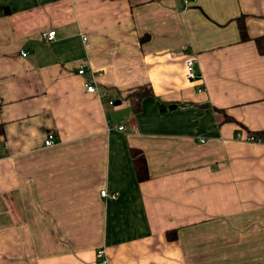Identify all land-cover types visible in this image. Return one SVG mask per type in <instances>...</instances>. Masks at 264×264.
Returning <instances> with one entry per match:
<instances>
[{"label":"crops","instance_id":"obj_1","mask_svg":"<svg viewBox=\"0 0 264 264\" xmlns=\"http://www.w3.org/2000/svg\"><path fill=\"white\" fill-rule=\"evenodd\" d=\"M259 36L264 0H0V264H264Z\"/></svg>","mask_w":264,"mask_h":264},{"label":"built area","instance_id":"obj_2","mask_svg":"<svg viewBox=\"0 0 264 264\" xmlns=\"http://www.w3.org/2000/svg\"><path fill=\"white\" fill-rule=\"evenodd\" d=\"M183 2L185 3L186 5V2L187 0H183ZM43 36L48 39V40H51L55 37V29H51V30H48L46 32H43ZM25 54V52L23 53ZM197 59V56L196 54H192V55H189L185 58L184 60V65H185V70H186V75L189 77V78H196L197 75L195 74L194 70H193V64L194 62L196 61ZM86 70V67L84 66V64H81L78 69H77V72L80 73V74H83ZM86 90L87 91H90V92H94L96 91V85L94 82L92 81H88L86 82ZM110 103H114V98H110ZM114 126L118 127L119 129H122L123 128V125H115ZM248 139H251V140H255V141H263L264 140V137H261L259 135H249L247 137ZM54 134L52 132L48 133L47 137L45 138V141L44 143L46 145H51L54 143ZM101 194L104 195V196H107V195H110L112 197H116L115 194H110L106 188H103L101 190ZM98 257L101 258V261H100V264H108V259L106 258V256H104V249L100 248L98 249Z\"/></svg>","mask_w":264,"mask_h":264},{"label":"trees","instance_id":"obj_3","mask_svg":"<svg viewBox=\"0 0 264 264\" xmlns=\"http://www.w3.org/2000/svg\"><path fill=\"white\" fill-rule=\"evenodd\" d=\"M238 22H239V29H240L241 38L242 39L248 38L249 36L247 34L246 26H245V23L243 21V18L239 17ZM256 41L258 43L259 50L262 53H264V37L259 36L256 38ZM136 94H137L136 99L133 98L132 94L129 95L130 97H132V102H134V109L135 110H137L139 108V100H140V97L143 95V94L141 95V93H137V92H136ZM0 132H2L1 128H0ZM256 135L264 137V130L258 131L256 133ZM131 152H132L133 162H134V166H135L138 178L139 179H145L146 177H148V169H147V163H146L145 156H144L143 152L137 148H132ZM175 236H176L175 231L168 232L169 238H174Z\"/></svg>","mask_w":264,"mask_h":264},{"label":"water","instance_id":"obj_4","mask_svg":"<svg viewBox=\"0 0 264 264\" xmlns=\"http://www.w3.org/2000/svg\"><path fill=\"white\" fill-rule=\"evenodd\" d=\"M170 107H171V108L175 107V104L171 105Z\"/></svg>","mask_w":264,"mask_h":264}]
</instances>
